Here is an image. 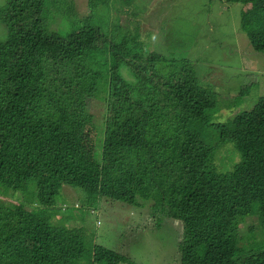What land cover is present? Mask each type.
<instances>
[{"label": "trees", "instance_id": "obj_1", "mask_svg": "<svg viewBox=\"0 0 264 264\" xmlns=\"http://www.w3.org/2000/svg\"><path fill=\"white\" fill-rule=\"evenodd\" d=\"M227 1L241 3L247 39L264 52V0ZM45 8L0 5V195L11 201H0V264H139L95 242L79 215H57L71 207L58 203L63 185L91 213L109 199L147 208L155 224L181 221L177 264H264V244L237 246L247 215L264 240V96L230 113L234 97L227 118L211 120L222 103L185 56L149 51L138 26L115 23L109 36L91 15L47 29Z\"/></svg>", "mask_w": 264, "mask_h": 264}, {"label": "rangeland", "instance_id": "obj_2", "mask_svg": "<svg viewBox=\"0 0 264 264\" xmlns=\"http://www.w3.org/2000/svg\"><path fill=\"white\" fill-rule=\"evenodd\" d=\"M3 1L0 0V5ZM89 1L46 0L43 11L45 27L67 32L86 15H91L109 36H112L110 32L115 23L123 32L124 28L138 26L131 33L149 51L163 54L171 51L176 57L182 54L192 61L200 82L215 89L213 91L217 92L222 105L217 107V111H212L211 120L223 121L228 114L233 111L235 113L240 107L247 108L260 96H264V52L255 50L245 35L241 3L227 0H92L96 2V7H92L90 12ZM132 11L135 13V20H132ZM0 34H4L1 27ZM123 74L130 78L126 72ZM249 80H254L249 94H240V86ZM234 97L240 103L230 113L221 111L226 109ZM101 108L99 102L88 105V110L96 116ZM66 187L68 188L64 194ZM70 188L72 187L68 185L61 187L58 203L66 201L67 206L71 207L65 208V212L58 210V216L79 215V224L88 234H93L95 242L113 250L121 249L119 246H122V250L118 252L129 255L136 263L177 264L181 221L166 217L155 224L157 221L149 219L153 214L147 208L138 209L109 199H104L96 206L97 210L91 213L77 199L76 192L75 195H67L72 193ZM19 195L13 194L17 198ZM8 197L0 195V201L4 199L9 204L11 201ZM75 203H80L81 206L73 211L72 205ZM24 206L31 209L34 205L25 202ZM157 213L164 216L162 212ZM68 221L70 224H78L70 219ZM256 227L257 221L253 216L245 218L238 227V234L248 236L245 242H239V251L264 244ZM248 228L253 229L248 231L249 234Z\"/></svg>", "mask_w": 264, "mask_h": 264}, {"label": "clouds", "instance_id": "obj_3", "mask_svg": "<svg viewBox=\"0 0 264 264\" xmlns=\"http://www.w3.org/2000/svg\"><path fill=\"white\" fill-rule=\"evenodd\" d=\"M245 35H246V32H245ZM236 112H237V111H236ZM236 112H235V113H236ZM233 113H234V112H233ZM216 163L219 165L220 162H219L218 160H216ZM248 216H249V215L245 216L244 219H243V221H244L245 218H247ZM249 230H253V229H252V228H248L247 232H248ZM247 232H246V233H247ZM244 236H245V234H240V238H237V246H238V249L241 248L239 242H241V241H244V242H245V240L243 239ZM179 238H180V240H181V238H182V237H181V232H180V237H179ZM180 240L178 241V243L180 242ZM247 251H249V249H248ZM240 254H243V253H240ZM240 254H239V255H240ZM236 264H247V263H244V262H241V261H237Z\"/></svg>", "mask_w": 264, "mask_h": 264}]
</instances>
